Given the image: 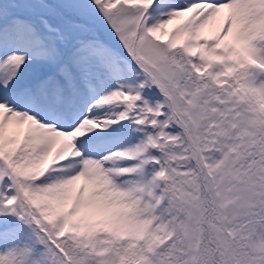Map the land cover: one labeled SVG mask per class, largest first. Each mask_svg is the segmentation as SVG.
Instances as JSON below:
<instances>
[{"label":"snow or ice","instance_id":"snow-or-ice-1","mask_svg":"<svg viewBox=\"0 0 264 264\" xmlns=\"http://www.w3.org/2000/svg\"><path fill=\"white\" fill-rule=\"evenodd\" d=\"M0 264H264V0H0Z\"/></svg>","mask_w":264,"mask_h":264}]
</instances>
